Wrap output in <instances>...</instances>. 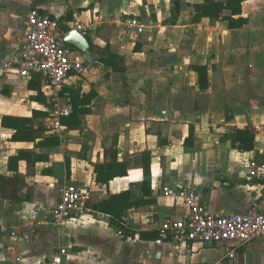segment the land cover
Returning a JSON list of instances; mask_svg holds the SVG:
<instances>
[{
	"label": "crops",
	"instance_id": "obj_1",
	"mask_svg": "<svg viewBox=\"0 0 264 264\" xmlns=\"http://www.w3.org/2000/svg\"><path fill=\"white\" fill-rule=\"evenodd\" d=\"M204 2L26 0L20 13L3 9L0 61L23 42L31 7L59 19L73 13L68 30L83 33L90 46L77 50L83 72L69 77L64 97L73 105L78 90L96 95L78 125L63 124V136L14 141L2 117L32 116L49 100L45 94V104L34 101L27 79L5 71L8 84H25L27 103L43 107L0 116V264H264V237L232 245L233 258L224 245L212 256L216 246L155 243L168 221L188 214L165 188L197 189L215 212L247 211L264 192V177H251L264 175V0H244L247 22L233 28L229 20L197 17L195 6ZM130 17L146 26L138 38L125 30ZM111 52L123 58V70L107 64ZM195 65L208 66L207 88ZM233 128L255 131L252 150L233 147ZM112 147L129 173L98 183L95 165L111 160ZM20 151L26 153L11 170L9 160ZM67 185L85 190L88 212L54 224L50 209ZM129 189L145 203L127 210L123 230L93 205Z\"/></svg>",
	"mask_w": 264,
	"mask_h": 264
},
{
	"label": "built area",
	"instance_id": "obj_2",
	"mask_svg": "<svg viewBox=\"0 0 264 264\" xmlns=\"http://www.w3.org/2000/svg\"><path fill=\"white\" fill-rule=\"evenodd\" d=\"M146 26L139 17L125 20V30L133 37H140ZM69 31V30H68ZM60 19L31 7L28 11L24 39L20 47L5 63L7 69L24 79L39 77L44 93L48 96L51 122L50 130L63 136L62 119L71 116L73 105L64 97V89L71 75L83 72L77 50L65 40L68 32ZM251 177H264L251 171ZM165 193L182 200L188 214L181 219L168 221L155 240L157 245L165 242L175 244L201 243L210 246L224 245L229 257L235 256L232 245H244L264 237V192L244 212H215L202 199L197 189L165 188ZM88 212L87 193L81 187L64 186L59 199L50 209L51 222L62 225Z\"/></svg>",
	"mask_w": 264,
	"mask_h": 264
},
{
	"label": "trees",
	"instance_id": "obj_3",
	"mask_svg": "<svg viewBox=\"0 0 264 264\" xmlns=\"http://www.w3.org/2000/svg\"><path fill=\"white\" fill-rule=\"evenodd\" d=\"M244 0H205L203 4L195 6L197 17H208L211 19H223L229 20V27H241L247 20L242 15V4ZM176 16L180 12V6L176 3ZM225 11H229L230 14H225ZM239 16L238 18H234ZM74 19L73 13H68L60 18L61 26L64 30L68 31L66 22ZM196 19V18H195ZM73 47V46H72ZM74 48V47H73ZM107 64H111L114 70H123L121 64L123 58L113 52L109 53ZM193 69L198 72L199 85L201 88H207L209 86L208 80V66L207 65H195ZM28 89L33 92L31 98L39 103L45 104L46 97L42 88V82L39 77H33L27 80ZM96 95V92L81 94L80 90L72 96L73 103V115L68 118H63L62 123L65 125L72 124L78 125L80 123L79 117L81 114L90 112L86 106ZM47 113L40 108L33 109L32 116H15V115H4L1 119V125L5 128L13 130L12 140L14 141H30L37 137H41L46 132V128L38 125L36 126L35 120L46 117ZM234 132L231 135L233 147L240 151H250L254 148L255 142V131L251 128H233ZM51 139V138H50ZM58 142L59 140L56 139ZM188 142V140H187ZM112 158L104 163H97L95 165V179L98 183L108 185L109 182L117 177L127 176L129 171V162L120 160L117 157L118 149L112 147L110 149ZM25 151H20V154L13 156L9 160V168L12 170L18 163V160L22 158ZM144 200H134L132 198V191L125 190L118 194H113L109 198L97 202L93 207L103 213L110 216V221L113 225L120 227L121 229H127L124 224V215L127 210L133 206H140L144 204ZM135 232V231H134ZM160 232V231H159ZM133 233V232H132ZM135 233H133V236ZM142 237H145V233H140ZM159 233L157 234V236Z\"/></svg>",
	"mask_w": 264,
	"mask_h": 264
},
{
	"label": "rangeland",
	"instance_id": "obj_4",
	"mask_svg": "<svg viewBox=\"0 0 264 264\" xmlns=\"http://www.w3.org/2000/svg\"><path fill=\"white\" fill-rule=\"evenodd\" d=\"M25 2L26 0H4V1L0 0V13H2L3 9L5 8H13L16 12L20 13L21 10L23 9V6L25 5ZM1 17L3 16L0 15V26H2L4 22ZM19 37L21 36L18 35V38ZM7 61H8V57H5L2 61H0V109H2V111H0V116L3 115L5 112L6 113L8 112L10 114H15L17 109H20V107H23V106L26 107V105H30L31 107H34V106L43 107L42 105L35 104L34 102L27 103V99L31 96V94H29L30 93L29 91L26 92V87H25V84L21 82L22 80L20 81V79H17V80L15 79V82L8 84L9 82H7V80L4 77L5 71L9 70L5 67V62ZM17 81H20V82H17ZM44 111L47 113V116L41 119L35 120V124L37 126L41 125L45 127L46 128L45 133H53L50 130L51 122L47 120V117L50 115L48 105L44 107ZM0 133H6V132H0ZM211 249H212L211 255L217 256L224 250V247L216 246V248H211Z\"/></svg>",
	"mask_w": 264,
	"mask_h": 264
},
{
	"label": "water",
	"instance_id": "obj_5",
	"mask_svg": "<svg viewBox=\"0 0 264 264\" xmlns=\"http://www.w3.org/2000/svg\"><path fill=\"white\" fill-rule=\"evenodd\" d=\"M65 40L72 45L76 50L86 52L89 50V42L85 35L76 29L69 30L65 34Z\"/></svg>",
	"mask_w": 264,
	"mask_h": 264
}]
</instances>
